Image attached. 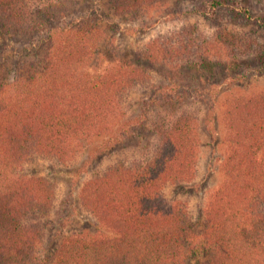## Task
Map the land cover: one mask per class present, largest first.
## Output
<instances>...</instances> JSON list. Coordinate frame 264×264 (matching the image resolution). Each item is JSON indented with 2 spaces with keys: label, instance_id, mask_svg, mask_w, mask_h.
<instances>
[{
  "label": "trees",
  "instance_id": "16d2710c",
  "mask_svg": "<svg viewBox=\"0 0 264 264\" xmlns=\"http://www.w3.org/2000/svg\"><path fill=\"white\" fill-rule=\"evenodd\" d=\"M43 1L0 0L3 36L20 41L41 36L34 55L17 66L12 78L0 79V264H184L188 259L196 264H264V91L228 104L229 183L212 200L200 232L186 206L167 204L162 193L170 182H187L196 172L198 119L188 111L149 119L159 107L194 99L198 84H190L194 80L188 70L226 73L264 60V35L223 26L207 33L185 25L154 38L134 59L117 57L103 74L90 76V64L105 40L102 24L85 19L61 26L60 15L35 7ZM167 1L107 3L114 15L140 21ZM155 74L184 78L187 88L169 94L164 82L154 83ZM140 87L148 95L139 114L121 123L98 150L130 142L146 145L151 133L157 139L154 150L149 158L109 166L88 180L82 192L84 207L121 238H71L54 250L50 261L41 259L56 187L44 177L20 175L19 168L40 158H71L81 143L106 131L124 99Z\"/></svg>",
  "mask_w": 264,
  "mask_h": 264
},
{
  "label": "rangeland",
  "instance_id": "374dc122",
  "mask_svg": "<svg viewBox=\"0 0 264 264\" xmlns=\"http://www.w3.org/2000/svg\"><path fill=\"white\" fill-rule=\"evenodd\" d=\"M107 1L46 0L35 4L43 13L60 15L57 22L61 26L85 19L102 24L105 40L90 64V76L103 74L105 69L114 66L117 57L134 59L154 38L185 25H195L207 33L223 26L238 32L264 35V27L260 26L264 0H229L224 5L216 4L218 0H168L140 21L114 15ZM40 40L39 35L23 41L12 40L0 33V79L12 78L17 66L34 55ZM230 70L226 73L222 70L217 73L216 68L188 70L192 76L188 75L194 80L189 81L190 84H198L194 99L189 103L175 104L172 108L159 107L149 116L153 120L158 114L170 117L188 111L198 119L199 150L194 176L184 183L170 182L162 190L167 204L186 206L197 232L204 228L212 200L229 183L225 167L231 154L226 122L228 104L237 97H252L264 91V60L245 62ZM216 73L217 76L211 78ZM171 76L164 79V75L160 78L155 74L153 81L164 82L163 86L168 87L167 91L172 95L180 87L187 88L184 78L178 76L171 80ZM146 89L140 87L125 98L106 131L81 143L65 162L40 158L19 168L20 175L44 177L56 187V208L48 217L50 223L44 228L41 259L50 261L54 250L71 238L103 241L121 238L119 231L84 207L82 192L88 180L102 174L109 166L147 158L154 150L157 139L153 133L146 138V145L130 142L98 150L119 131L121 123L139 114L140 106L148 95ZM147 127L151 128L150 121ZM184 264L196 263L188 259Z\"/></svg>",
  "mask_w": 264,
  "mask_h": 264
}]
</instances>
